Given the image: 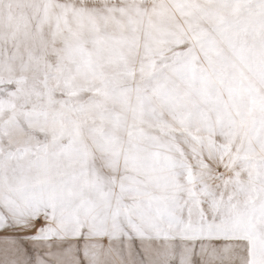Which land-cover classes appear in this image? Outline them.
I'll list each match as a JSON object with an SVG mask.
<instances>
[{"label": "snow or ice", "instance_id": "6c2138e0", "mask_svg": "<svg viewBox=\"0 0 264 264\" xmlns=\"http://www.w3.org/2000/svg\"><path fill=\"white\" fill-rule=\"evenodd\" d=\"M0 264H264V0H0Z\"/></svg>", "mask_w": 264, "mask_h": 264}]
</instances>
